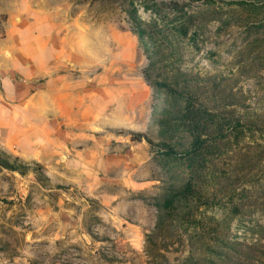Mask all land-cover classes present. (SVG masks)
<instances>
[{
	"label": "rangeland",
	"instance_id": "1",
	"mask_svg": "<svg viewBox=\"0 0 264 264\" xmlns=\"http://www.w3.org/2000/svg\"><path fill=\"white\" fill-rule=\"evenodd\" d=\"M29 4L67 93L1 77L0 264H264V0Z\"/></svg>",
	"mask_w": 264,
	"mask_h": 264
},
{
	"label": "crops",
	"instance_id": "2",
	"mask_svg": "<svg viewBox=\"0 0 264 264\" xmlns=\"http://www.w3.org/2000/svg\"><path fill=\"white\" fill-rule=\"evenodd\" d=\"M29 5V0H12L10 8L5 9L0 1V12L8 16L6 21L7 37L0 39V80L1 77L8 78L14 73L20 78L33 74L37 77L42 75L40 77L43 78V82H40V85L35 88L28 85L13 86L19 95L12 99L3 96L2 100L7 104L16 100L21 102L22 95L30 92L33 93V96L26 98L23 106H28V109L31 110H53L57 105L62 104L63 95L67 93L68 80L67 74L63 71L66 70L62 62L63 56L59 54L60 49L57 48L58 38L55 31L58 25V21H56L58 13L41 14ZM29 12L36 19L32 25H29L24 18V15ZM19 18L20 20H18ZM35 79L36 77H34ZM6 81L12 87L11 81ZM8 87L11 88L9 85L7 87L2 85L1 92L4 95L11 93ZM40 94L46 95L45 98H41ZM41 100H45L47 106H42ZM15 119L20 123L27 120L20 114H16Z\"/></svg>",
	"mask_w": 264,
	"mask_h": 264
},
{
	"label": "trees",
	"instance_id": "3",
	"mask_svg": "<svg viewBox=\"0 0 264 264\" xmlns=\"http://www.w3.org/2000/svg\"><path fill=\"white\" fill-rule=\"evenodd\" d=\"M5 166H6V167H11V165H9L8 163H5Z\"/></svg>",
	"mask_w": 264,
	"mask_h": 264
}]
</instances>
